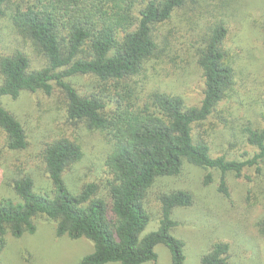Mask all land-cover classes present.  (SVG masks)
Here are the masks:
<instances>
[{
  "label": "trees",
  "instance_id": "1",
  "mask_svg": "<svg viewBox=\"0 0 264 264\" xmlns=\"http://www.w3.org/2000/svg\"><path fill=\"white\" fill-rule=\"evenodd\" d=\"M188 1L0 0V17L11 22L16 36L12 51L0 52V131L7 154L32 148L44 166L37 173L17 169L18 160L10 163L16 200L0 201V254L9 233L35 234L34 218L44 215L57 223V236L93 243L80 264L156 263L160 244L171 252L172 264H186L185 242L172 233L179 224L173 214L191 207L193 196L186 190L162 194L159 227L146 232V196L156 180L180 175L188 163L219 171L220 191L228 196L227 174L261 171L264 129L245 128L247 144L256 150L245 161L214 158L209 139L201 132L194 137V127L211 117H233L242 74L227 47L231 24L184 16ZM177 32L194 40V54L184 59L201 73L199 106L170 91L144 89L147 66L171 52ZM29 51L45 61L43 68L32 69ZM76 76H94L100 81L96 92L80 94L68 80ZM27 93L53 103L59 115L43 137H35L3 102ZM97 136L110 152L88 180L75 167L85 160L86 140ZM211 181L208 173L205 183ZM257 227L264 236V214ZM230 251L229 243H215L200 264H228Z\"/></svg>",
  "mask_w": 264,
  "mask_h": 264
},
{
  "label": "rangeland",
  "instance_id": "2",
  "mask_svg": "<svg viewBox=\"0 0 264 264\" xmlns=\"http://www.w3.org/2000/svg\"><path fill=\"white\" fill-rule=\"evenodd\" d=\"M201 23L225 19L231 24L227 47L234 54L237 68L242 74L240 93L236 97L234 115L228 122L211 117L201 126L194 127V137L199 132L210 141L214 158L227 156L229 160L245 161L255 154V148L246 141L248 126L264 129V0H189L184 16L197 18ZM170 28V26H169ZM176 31V30H175ZM11 22L0 17V52L10 53L16 41ZM194 41V40H193ZM191 40L177 32L171 41V52L147 66L144 89L150 92L162 89L181 95L189 106H199L203 99V82L196 63L184 59L193 55L189 50ZM12 44H11V43ZM31 56L33 52L29 51ZM45 66V61L33 56L32 69ZM82 95L96 92L100 81L94 76H76L68 79ZM142 85V84H141ZM146 94V93H144ZM19 114L35 137H43L58 117L55 105L38 94H24L18 100L3 99ZM5 137L0 131V201L16 200L9 180L14 177L12 161H19L17 169H44L39 154L32 148L13 156L6 153ZM110 147L100 137L86 140V157L75 168L88 174L92 180L99 173ZM245 153H248L246 155ZM13 166V165H12ZM245 168L241 177L226 175L229 195L220 191L222 175L217 170H203L185 163L180 175L159 178L148 191L146 207L151 222L146 232L156 231L161 219L159 197L165 193L186 190L193 196V205L178 208L173 217L179 224L173 229L175 237L185 242L186 264H200L201 258L218 242L230 244L228 264H264V236L257 227L264 214V165ZM208 173L212 181L205 183ZM45 183V181H41ZM35 234L15 238L6 237V246L0 254V264H80L94 251L93 243L85 238L72 240L57 236V223L44 215L34 218ZM158 261L146 264H172L171 252L165 245L156 247Z\"/></svg>",
  "mask_w": 264,
  "mask_h": 264
}]
</instances>
